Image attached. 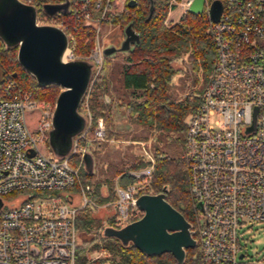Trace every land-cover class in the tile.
<instances>
[{"label": "built area", "instance_id": "1", "mask_svg": "<svg viewBox=\"0 0 264 264\" xmlns=\"http://www.w3.org/2000/svg\"><path fill=\"white\" fill-rule=\"evenodd\" d=\"M20 1L35 9L37 25H53L67 34L64 61L88 62L91 77L105 59L103 24H110L112 14L130 2H140L62 0L56 4L68 2L67 10L74 17L70 24L62 17L64 11L47 15L42 0ZM194 1L169 3L186 13ZM217 2L220 12L213 19ZM203 13L215 58L200 101L187 118L184 147L192 217L197 220L192 229L199 249L197 264H264V254L248 259L238 237L244 223L264 222V0H204ZM81 24L95 31L93 48L84 58L76 57L70 47L72 33ZM36 110H40L39 122L32 132L26 113ZM53 115L31 88L21 87L15 75L0 71V199H6L0 207V264L76 263L77 215L95 203L84 189L77 201L72 191L80 184L86 144L106 141L105 122L99 118L94 124L88 111L70 152L49 157L40 146L49 139ZM141 156L151 164L129 171L137 179L151 177L154 170L150 151L143 148ZM74 158L80 163L73 165ZM115 191L112 227L122 228L138 209L139 188L121 186L118 177Z\"/></svg>", "mask_w": 264, "mask_h": 264}, {"label": "trees", "instance_id": "2", "mask_svg": "<svg viewBox=\"0 0 264 264\" xmlns=\"http://www.w3.org/2000/svg\"><path fill=\"white\" fill-rule=\"evenodd\" d=\"M49 4L60 3L62 0H42ZM170 0H140L137 6H126L125 11L112 14L110 23L120 24L122 28L132 25L133 30L139 34L140 43L134 45L129 52H122L125 57V64L122 69L123 86L129 94L127 98L118 99V106L123 108L132 124L143 131L145 136H133L134 141L149 142L151 137L156 139L159 133V145H152L149 151L153 158V173L151 177H141L139 179L130 176L128 171L140 170L148 167L151 161L140 156L133 163L130 169H118L115 174L119 177V184L123 187L137 185L138 195L166 193V200L177 210H179L187 221L192 224V205L188 189L187 164L184 153L170 155L164 152L162 135L167 133V143H174L179 140L184 144L187 130V116L197 107L201 95L194 96L192 93L186 95L185 100L180 101L172 96L173 77L180 69L175 68L174 63L182 56L190 58L192 68L198 72L201 68L207 79L211 73L214 63V47L208 32V21L205 13L194 15L185 13L178 22L167 25L166 20L170 12L175 8L170 5ZM153 7V13L150 9ZM62 17L68 23H73L74 17L71 10L62 12ZM95 39L93 28L87 24H81L72 33L70 47L76 57L87 56L93 46ZM18 47L8 45L0 36V67L3 72H10L15 75L21 87L31 88L35 98L40 102L55 104L62 88L58 85H41L36 78L26 71L18 61ZM105 56V62L95 81L90 96V111L94 124L97 119L103 118L105 122L106 140L107 136L121 137L122 133L114 131L112 110L114 100L110 97L109 59L114 57ZM195 79V82H197ZM80 115L82 113L81 104L79 106ZM171 133H178V137H171ZM173 139V140H171ZM50 139H48L49 141ZM106 141H96L93 146L101 147ZM136 143V142H135ZM184 147V146H183ZM93 155V151L89 149ZM72 159V164L77 165L79 159ZM80 161V160H79ZM80 167V177L94 178V167L90 171L82 159ZM115 178V177H114ZM93 182L90 180L91 192L87 196L94 202L100 201L114 203L117 196L114 192L116 179ZM104 183L110 184L109 195L101 197V187ZM78 185L74 188L77 190ZM113 187V190H112ZM165 188L167 190H165ZM104 194V193H103ZM15 194L7 196L14 197ZM94 205L88 204L83 207L77 215L76 229L90 232L94 226L104 229L112 226L115 213L110 216L107 224L100 223L93 217ZM132 221L138 220L142 216V211L136 209L133 212ZM98 241L91 247H80L78 244L75 264H178L170 253L161 256H147L134 245L124 246L114 237H105L101 233L97 236ZM93 250L105 252V256L90 259L88 253ZM196 248L186 250V258L183 264H196Z\"/></svg>", "mask_w": 264, "mask_h": 264}, {"label": "water", "instance_id": "3", "mask_svg": "<svg viewBox=\"0 0 264 264\" xmlns=\"http://www.w3.org/2000/svg\"><path fill=\"white\" fill-rule=\"evenodd\" d=\"M130 7L136 3L130 2ZM68 2L45 4L47 15L53 16L60 11H67ZM204 0H195L188 8L194 15L203 13ZM219 3L214 4L212 18L217 19ZM153 13V7L150 14ZM0 36L8 45L18 47L20 65L33 75L41 85H58L62 91L55 102L53 128L49 139L55 154L63 156V151L70 146L72 138L85 126V118L79 113V106L85 97L91 79L92 66L82 60L64 61L68 48V36L53 25H37L35 9L20 0H0ZM140 43V36L132 25L124 29V39L119 47L104 48V55L117 52H129ZM86 166L92 171L93 155L87 151L83 157ZM165 190H167L165 188ZM0 199V207H1ZM138 209L142 216L122 228L106 226L102 230L105 237H114L124 246L134 245L147 256L173 255L178 264H183L186 250L195 248L197 241L193 237L192 224L167 200L166 193L142 194L137 198Z\"/></svg>", "mask_w": 264, "mask_h": 264}, {"label": "rangeland", "instance_id": "4", "mask_svg": "<svg viewBox=\"0 0 264 264\" xmlns=\"http://www.w3.org/2000/svg\"><path fill=\"white\" fill-rule=\"evenodd\" d=\"M117 7L118 5L116 6V8ZM116 8L114 7V9ZM125 9L126 7L120 10H117L116 14L122 13L123 11H125ZM184 16H185V13L181 11V8L179 6H176L170 12L166 20V24L172 25L178 22ZM101 30H102L100 34L101 42H103V44L106 47H109V46L119 47L121 45L124 39V28H122L120 24H113V23L106 24L105 23L103 24ZM94 35H95V31H94ZM93 45H94V41H93ZM84 57H87V56H84ZM84 57H81V58H84ZM104 62H105V59H104ZM108 63H109V70H110L109 77H108L110 81V97L114 100L112 112L114 111L115 108L118 111V117L116 118V120H114V117L112 116L113 123H114L113 129L116 132V134L122 133L123 135H121V137H118V138L116 137V139L115 137L107 136L106 142H104V144L101 147L99 148L95 147L96 150L94 151V154L96 156V162H95L96 163L95 165L96 173L94 175V178L87 179V178L80 177L81 185L78 184L77 190H73L74 192L72 191L74 195L76 193L78 194L81 193L82 189L85 190V193L87 195L90 194L91 188H92L90 184V180L97 183V182H104V181L112 180L114 177H115L114 179H116L117 178V175L115 174L116 170L130 169L133 163L138 160V157L141 156L143 148H146L147 150H149V148L152 145H159L158 143L159 133H156V139L153 136L151 137L149 142H145V143L142 142L143 145L139 144V142L137 141H134L133 143V140H132L134 139L133 136H145L147 133L146 131H143L136 125L132 124L128 118L126 111L117 105L118 99L129 97V94H127V92L124 93V91L121 90L122 69L125 64L124 54L122 52H117L114 57L109 59ZM174 66L175 68H178L180 70L173 77V84H172L173 98L183 101L186 98L185 96L190 93H192L194 96L201 95V92L204 89V86L207 81V75H205V72L201 68L198 70V72H196L192 68L190 64V58L188 56H182L179 59H177L176 62L174 63ZM3 70L4 69L0 67V71H3ZM101 70L102 68L100 69V71ZM100 71L98 73L97 71H94L91 77V83L88 88V94L86 93L84 100L82 101L81 110L85 116L87 115V112L90 111V96H91L95 81L100 74ZM197 77H198V80L197 82H195V79H197ZM42 105L44 107H48L52 109L53 111L55 109V104H52V103L42 102ZM39 116H40V110L26 113L27 123L32 132H35L37 129V124L39 122ZM91 133L92 131L90 132V134ZM48 135H50V132L48 133ZM89 136L91 137V135ZM165 136H167V133H165V135H162L161 137V139H163L162 147H164L165 153L170 154V155H175V156L179 155L180 153H184L185 142L184 144H182L181 141L177 140L174 143L172 142V146H171L170 142L167 143L168 139ZM170 136L173 138L174 137L176 138L178 137V133H171ZM94 143L95 142L91 140L90 143L86 144V147L88 149H91V151H93ZM83 145H85V143H83ZM40 150L49 157H52L55 154L54 146L50 140L47 141L46 144L41 145ZM70 150H71V144L69 147H67L63 151V155L69 153ZM79 163H80L79 160L76 161V164H79ZM87 186H89L90 189L86 191ZM109 186L111 187L110 184L106 185L104 183V185L101 187V190H102L101 197H103L104 195L106 196L109 195V189H110ZM112 190H113V187H112ZM114 192L116 194L115 186H114ZM3 200H6V199L1 198V202H2L1 208L3 207ZM94 203H95V206H94L95 212H93V217L99 220L100 223L104 225L107 224L108 223L107 219L115 213L113 203L111 202H107V203L101 202L100 203L99 200L95 201ZM192 219H193L192 229H195L197 225V220L195 217H192ZM101 231L102 229H100L99 226H94L93 230L90 232L80 231V233L77 234V241L80 247H85V248L91 247L94 243L98 241L97 236L99 235V233H101ZM238 237H239V242L243 246V251L248 256V259L253 260V259L261 258V256L264 254V222L244 223L238 229ZM195 248L198 251L196 254H194V257H196L197 259L196 261V264H197L198 256H199V249L197 246ZM105 254H106L105 252H101L100 250H93L88 253V257L93 260L99 257H103L105 256Z\"/></svg>", "mask_w": 264, "mask_h": 264}, {"label": "crops", "instance_id": "5", "mask_svg": "<svg viewBox=\"0 0 264 264\" xmlns=\"http://www.w3.org/2000/svg\"><path fill=\"white\" fill-rule=\"evenodd\" d=\"M121 90H123L124 91V93L125 92H127L126 90H125V88H124V86H123V79H122V84H121ZM112 116L114 117V120H116V118L118 117V111H117V109L115 108L114 109V111L112 112ZM96 149H95V147H94V150H93V158H94V171H95V165H96V156H95V154H94V151H95ZM89 151V150H88ZM100 170V169H99ZM96 173V172H95ZM77 197H76V201L77 200H79L78 199V193H77V195H76Z\"/></svg>", "mask_w": 264, "mask_h": 264}, {"label": "bare ground", "instance_id": "6", "mask_svg": "<svg viewBox=\"0 0 264 264\" xmlns=\"http://www.w3.org/2000/svg\"><path fill=\"white\" fill-rule=\"evenodd\" d=\"M107 44V43H106Z\"/></svg>", "mask_w": 264, "mask_h": 264}, {"label": "flooded vegetation", "instance_id": "7", "mask_svg": "<svg viewBox=\"0 0 264 264\" xmlns=\"http://www.w3.org/2000/svg\"><path fill=\"white\" fill-rule=\"evenodd\" d=\"M137 6V5H136Z\"/></svg>", "mask_w": 264, "mask_h": 264}]
</instances>
